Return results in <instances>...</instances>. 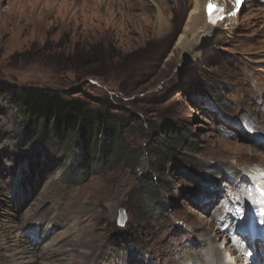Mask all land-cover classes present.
Returning <instances> with one entry per match:
<instances>
[{
    "label": "rangeland",
    "instance_id": "rangeland-1",
    "mask_svg": "<svg viewBox=\"0 0 264 264\" xmlns=\"http://www.w3.org/2000/svg\"><path fill=\"white\" fill-rule=\"evenodd\" d=\"M116 1L0 0V264H246L228 248L248 246L239 229L264 209V0L231 15L201 62L173 56L183 6L151 0L173 25L159 37L150 0ZM31 87L137 113L149 137L125 136L138 164L76 167L84 142L67 150L21 117L13 95Z\"/></svg>",
    "mask_w": 264,
    "mask_h": 264
},
{
    "label": "trees",
    "instance_id": "trees-1",
    "mask_svg": "<svg viewBox=\"0 0 264 264\" xmlns=\"http://www.w3.org/2000/svg\"><path fill=\"white\" fill-rule=\"evenodd\" d=\"M79 95L84 98L68 100L65 95L51 89L31 87L25 88L19 94L14 93L13 97L14 102L20 106L21 117L31 124L32 130L47 134L54 131L67 150L69 146L81 145L84 142L83 148L70 150L77 154L76 158L80 162L76 167L84 165L88 170L90 166L101 167L106 159L109 163L125 159L132 161L136 166L140 155L130 147L125 135L128 131L139 128L145 137H149L145 122L137 113L126 108L114 110V105L109 101L93 98L82 90H79ZM91 103H96L98 108L92 107ZM165 129L160 125L156 127V132L164 131L163 133L177 145L186 138L180 134L178 128ZM191 145L193 144L190 143L189 146ZM97 148L98 152L95 150ZM92 154L96 155L95 160L98 159L97 155L100 156L101 162L98 165L97 161L93 164L84 163L88 157L94 159ZM101 154H106L102 160ZM80 173L81 171L76 174L75 169H68L65 178L75 182L79 180ZM157 179L159 177H156V181ZM151 180L154 179L150 178L149 184L153 183Z\"/></svg>",
    "mask_w": 264,
    "mask_h": 264
},
{
    "label": "bare ground",
    "instance_id": "bare-ground-1",
    "mask_svg": "<svg viewBox=\"0 0 264 264\" xmlns=\"http://www.w3.org/2000/svg\"><path fill=\"white\" fill-rule=\"evenodd\" d=\"M172 1L174 2V4L176 5L177 8H179V7L181 8V6H183L181 8V14L180 15H181V22L185 21L184 25H183L182 32H181V36L178 39V41L176 42L175 49H174L175 51H173V56L176 55L177 52H178V55H182V54L185 55L186 52L188 51L187 54H189V57L194 56V59H196L200 62L203 61V59L206 58L208 55V51L210 49L208 47V45L217 43V42L223 40L224 38H226L228 36L227 28L229 27L231 22H233L231 20L230 16L233 15V12H234L237 15L235 21H237V20L240 21L241 17L239 15V12H242L241 10L245 6L244 3L248 2V0H245L243 4L234 5L233 1H230V0H191V1L172 0ZM180 1H181V4H179ZM223 1H224V6H225L223 8L224 9V12H223L224 16L222 19L215 21V23H213V21L209 20V16H208L209 12H210L209 6L213 5L214 3L221 4V3H223ZM116 2H117L116 0H108L107 3L109 4V7H113ZM151 2L155 6V13H156V17H155L154 24H153V29L159 37H161V36L164 37V35H166L167 33H169L172 30L173 25L167 19V16L165 14V8H163L162 4L159 3L158 1H154V2L151 1ZM136 7L137 6L135 4H132L133 10ZM45 212H46V210H45ZM263 215L264 214H262L261 217ZM261 217H260V222L258 224L261 226H258V229H255V230L251 229L250 225H252V224H249V223L245 224L244 226H241L239 231L246 227L245 232L253 231V234L251 232L246 233L247 235L246 234H238V235H240L243 242L246 240V242L248 243V246L245 247V249H244L243 246H239L240 243H233L232 246L228 248V251L230 253V257L235 255L237 252V249H238V251L241 252L240 256L241 255L244 256V258L246 260V264H258L259 261H261V262L264 261V231L261 230L262 226L264 227V222H262ZM39 220H42V219L40 218ZM32 222L36 223L39 221L34 220ZM57 223L58 222H56V225H57ZM29 225L31 226L30 223H29ZM27 227H29V226H27ZM235 232L238 233L237 231H234V233ZM230 233H232V232L230 231ZM217 236L219 237L220 234ZM228 238H225V239L227 240ZM256 238H258V240L255 241ZM236 239H238V237H236ZM213 242H216L215 239H213ZM33 246L34 245L31 244V247H28V254L30 255L31 259L34 261L35 259L38 258L39 254H37V252L35 250L36 248H33ZM212 248L213 247L210 246L209 250H212ZM54 254H57V250H55ZM217 256L218 255L216 254V252H213V253H211L210 259L214 260L215 258H217ZM240 256H238L235 261H237V260L241 261L244 259V258L241 259ZM55 261L57 263L58 260L55 258ZM41 263H42V261H41ZM51 264H55V263H51Z\"/></svg>",
    "mask_w": 264,
    "mask_h": 264
},
{
    "label": "snow or ice",
    "instance_id": "snow-or-ice-1",
    "mask_svg": "<svg viewBox=\"0 0 264 264\" xmlns=\"http://www.w3.org/2000/svg\"><path fill=\"white\" fill-rule=\"evenodd\" d=\"M236 3L237 4H240L241 3V0H236ZM209 10H210V15L213 13V12H220V13H223L224 12V9L223 8H216L214 7L213 5H210L209 6ZM220 18H223L222 16ZM213 23H215V21L213 20Z\"/></svg>",
    "mask_w": 264,
    "mask_h": 264
},
{
    "label": "water",
    "instance_id": "water-1",
    "mask_svg": "<svg viewBox=\"0 0 264 264\" xmlns=\"http://www.w3.org/2000/svg\"><path fill=\"white\" fill-rule=\"evenodd\" d=\"M127 215L124 209L120 210V218H119V224L120 225H124L125 221H126Z\"/></svg>",
    "mask_w": 264,
    "mask_h": 264
}]
</instances>
